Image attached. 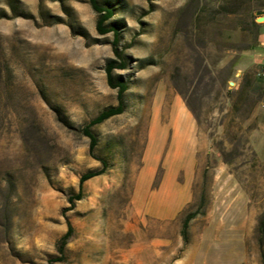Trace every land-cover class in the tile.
Masks as SVG:
<instances>
[{"label":"rangeland","instance_id":"rangeland-1","mask_svg":"<svg viewBox=\"0 0 264 264\" xmlns=\"http://www.w3.org/2000/svg\"><path fill=\"white\" fill-rule=\"evenodd\" d=\"M100 2L127 89L124 111L91 127L90 155L84 126L117 105L112 32L96 31L88 0H0V264H264L262 58L236 71L264 33V0ZM184 111L195 163L172 184ZM98 159L104 172L63 213ZM185 184L186 198L173 187Z\"/></svg>","mask_w":264,"mask_h":264},{"label":"trees","instance_id":"trees-1","mask_svg":"<svg viewBox=\"0 0 264 264\" xmlns=\"http://www.w3.org/2000/svg\"><path fill=\"white\" fill-rule=\"evenodd\" d=\"M92 10L97 14V22H96V31L101 34H107L112 32L113 34V39L111 42L112 45V51L115 56V59L109 60L104 68L105 74H106V79L108 86L113 89H117V105L116 106H111L108 107L107 109L103 110L100 112L95 118L90 120V122L84 126L82 132L85 136L89 138V154L93 155V151L96 145V138L91 132V127L97 124H101L107 119L119 115L124 111V103H123V94L127 89V84L126 82L122 79V77H119L117 79L114 78L113 75V70L114 69H119L123 70L126 68V61L123 57L122 52L119 50L118 45H119V26L115 23L113 24H106L107 21H109L112 16H113V9L103 3L100 2V0H88ZM251 28L256 30L259 25L255 23L254 20L251 21L250 24ZM101 164L102 168L100 170H95V171H89L84 174H82L79 177V191L77 194L70 196L68 198V202L70 203V208L64 209L63 213H65L67 210H70L73 207V201L74 200H79L81 198V185L100 174L104 172V169L106 168V162L103 160L98 159ZM193 216H188L184 222H183V230L182 234L185 235L186 229L188 222ZM73 233V228L71 224L67 221L66 224V232L63 234V236L60 238L58 242V253L60 254V257L56 258V261H60L62 258V255L64 253V249L71 238Z\"/></svg>","mask_w":264,"mask_h":264},{"label":"crops","instance_id":"crops-1","mask_svg":"<svg viewBox=\"0 0 264 264\" xmlns=\"http://www.w3.org/2000/svg\"><path fill=\"white\" fill-rule=\"evenodd\" d=\"M255 51V49H254ZM258 54H257V53ZM255 53H250L253 56H245L240 60V63L236 67V71L241 72L247 69L249 63L257 61L255 58L259 55L264 59V33L260 34V43L256 48ZM255 56V58H254ZM180 124L174 125V130L171 135V144L173 148L172 160L168 166V175L166 176V182H172L175 180V173L180 168L186 172V180L189 179V173L192 171L195 163V143H196V126H194L190 120V116L184 111V114L180 118ZM166 186H164L165 188ZM177 191L180 192V196L186 198L188 196V184L185 185H173Z\"/></svg>","mask_w":264,"mask_h":264},{"label":"built area","instance_id":"built-area-1","mask_svg":"<svg viewBox=\"0 0 264 264\" xmlns=\"http://www.w3.org/2000/svg\"><path fill=\"white\" fill-rule=\"evenodd\" d=\"M255 77L258 79H264V59L259 63V66L255 71Z\"/></svg>","mask_w":264,"mask_h":264},{"label":"water","instance_id":"water-1","mask_svg":"<svg viewBox=\"0 0 264 264\" xmlns=\"http://www.w3.org/2000/svg\"><path fill=\"white\" fill-rule=\"evenodd\" d=\"M257 18H256V22L257 23H261L264 21V11H259L257 12Z\"/></svg>","mask_w":264,"mask_h":264}]
</instances>
